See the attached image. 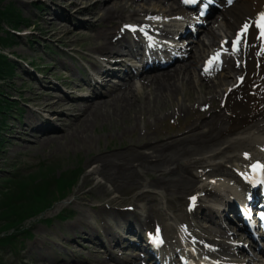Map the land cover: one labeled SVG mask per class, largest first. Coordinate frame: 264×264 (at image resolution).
Segmentation results:
<instances>
[{
    "label": "rangeland",
    "instance_id": "obj_1",
    "mask_svg": "<svg viewBox=\"0 0 264 264\" xmlns=\"http://www.w3.org/2000/svg\"><path fill=\"white\" fill-rule=\"evenodd\" d=\"M8 1L10 0H7L5 4L8 3ZM31 1L32 0H13L11 5L14 10L21 9L25 17L31 16L33 20H37L36 17L40 15L38 19L40 22L44 23L42 26L43 30L42 32L38 29L34 30L36 33L35 35L37 36V41H39L40 44L31 47L25 43L24 37L22 44L20 43L17 48H19L20 52L26 54L29 59L32 57H41L42 61L40 60V62L37 63V66L38 69H42L44 60L49 62L51 57L50 53L46 51L47 44H56L58 42H65V40L70 43H80L83 40V37L76 35L75 33H66L64 29L67 28L68 25L57 19H50V10H43L37 13V9L33 6ZM51 1L53 6L59 10L64 7L66 13L70 16L72 15L73 18L81 15L80 13L85 15L83 12H77V8L86 6L96 8L101 23L100 29L97 28L96 31H98L97 33L100 35L104 34L106 20L102 19L100 3H96V0ZM53 23H56L57 25L53 26ZM61 26H64V28H61ZM30 38H32V36H30ZM91 42L94 45L92 40ZM59 56L62 58L63 54L61 53ZM69 62L72 63L70 60ZM84 62L87 64V59H85ZM74 63L77 67H80V60L74 61ZM18 71L20 72V69ZM51 72L53 74L57 73L55 69H52L49 70L46 75H49ZM20 74L21 75L18 78H14L15 85L8 87L7 91L8 93L13 94V98L16 97L18 92H22V99H30L29 104L30 106H33L32 104H34L37 99H32V96L34 98L38 93V83L32 80L27 82L25 75L21 72ZM2 80V85L7 87L8 83L6 78H3ZM49 96L52 98L50 94ZM189 98L191 97L187 94L186 98L182 97L183 100H188ZM38 102L40 108L45 104L44 100L41 99ZM175 105H177V102L174 97L168 99L160 97L157 94L141 95L133 100L129 108L125 107L123 102L102 104L97 107L98 109H96L97 111L95 110L96 112L93 111L91 113V118L89 117L86 122L83 124L79 123L78 125H72V127L69 128V134L60 138H52L50 140L36 137V133L33 131H30L28 135L20 133V131L25 133V130L21 125L22 122L17 119L9 118L7 132L10 138L8 137V141H6L3 151L0 153V183L9 181L10 176L13 173H17L19 169L27 170L29 167L36 165L43 159L50 161H47L42 166L43 169L39 173L23 180L24 189L21 196L25 197V199L21 203H11L9 209L6 210V208H4L6 203L3 201V198L0 197V233L7 230L9 223L16 217L14 214L29 215L34 211L41 209L47 202H49L50 198L54 195V191H60L67 187L70 182L64 181L60 177L61 173L79 165L83 169L82 174L80 175L81 181L73 192V194L79 195V200H75V203L69 205V207L77 209L80 206V202L82 203V196H84V193L88 188L104 189L106 186V183L96 181L95 175L89 171L92 165L98 163V160L101 157L98 156V153L101 151H107L109 153L114 150L112 154L114 156L120 153L124 146L133 145L134 147L125 154V156L131 158L138 155V151L141 147L152 148V145L157 142L156 140H162L154 135L152 128L157 122L164 119V117L160 116L168 114L174 109ZM27 108L29 107L27 106ZM36 117V113L27 111L25 120L30 119V121L34 122ZM24 137L28 140H32V142H26V145L29 148H27L23 142ZM231 149L234 148L232 147ZM140 162L141 161L139 160L138 163ZM117 163L118 164L104 169V179L107 176L117 179V177L122 174L120 172L122 167L120 165L121 162L117 161ZM47 165L49 166L47 167ZM93 168L94 166H92L91 171ZM16 190V186L14 185V188L9 192L15 193ZM109 194L113 196L115 194V189ZM18 196L19 195H17L16 198ZM90 199H96V195L92 193ZM64 201L65 200L56 203L54 207L56 205L57 207L54 208V210L67 205ZM36 221L32 224L33 231L36 234L35 238L42 233L43 229L50 230L52 235H55V233L59 234L58 230L63 232L64 224L66 223L58 220L54 221L52 225L46 227V222ZM35 238L25 239V249L21 252V255L25 258L24 261L27 264H55L50 252L49 243H37V238ZM3 260L5 261V264H18L22 261L18 256L8 253V249L6 248L0 251V261ZM0 264L4 263L0 262Z\"/></svg>",
    "mask_w": 264,
    "mask_h": 264
},
{
    "label": "bare ground",
    "instance_id": "obj_2",
    "mask_svg": "<svg viewBox=\"0 0 264 264\" xmlns=\"http://www.w3.org/2000/svg\"><path fill=\"white\" fill-rule=\"evenodd\" d=\"M263 3H264V0H241L240 3H239V6L241 7V15H240L239 18H241L244 15L253 14L257 10L259 5H261ZM113 14L114 13H111L108 17H111ZM233 70H234V68H231V70L227 72L228 76H225L224 81L229 80V78L232 76ZM0 79H1V76H0ZM189 81H190L189 79L181 80V82H183V83L186 82L187 84H188ZM155 86H156L157 90H165L164 86H162L161 84H157ZM170 86L172 87L171 89H169V90H167V91L162 93V94H166L164 97H166L167 95H177L179 93L180 87L177 86V80H174L173 82H171ZM217 87H219V86H217ZM183 88L184 87H182V90H183ZM191 91H193V90H191ZM251 100H254V99H251ZM122 101L125 104V107L131 106V104H132L131 99H129L128 97H125V96H123ZM186 103L187 102L185 100L182 101V98L179 97L177 99V105L176 106L181 108L182 110H185L186 107H184V106H185ZM63 104L64 105H70L71 103L67 101V102H64ZM258 106L259 105H256L254 107H248L246 105V103H238V102H236L231 107L228 106V108H230L229 110H232V111L254 110V111H259V112L264 114V107L262 109L258 110V108H257ZM86 120H87V118H86ZM214 122H215V120L212 119L210 121H203L201 124L209 126V130H212V129L215 128L214 125H213ZM49 125H53V124L49 123ZM205 135L206 134L203 131L198 137L181 138L179 140H175V141L172 140V142H169L167 144V147H166L167 151H166V155H165V162H167L169 160H175L178 157L189 156L190 154H192V151L195 149V147L199 143H201L203 141V138L205 137ZM236 136L240 137L241 134L237 133ZM230 137L231 138L227 142L228 146H230L231 144H233L234 142L239 140V138H232V135H230ZM251 138H252V143H253L252 146H251V149L255 150V153H258V150L256 148V144L264 142V126L259 129L258 133L253 134ZM154 152H156V154H155L156 157H163L159 150H155ZM241 152L242 151L240 150V153ZM206 158L209 160L210 164L213 167L214 166V157L212 155H208ZM99 161L101 162V165H97V166L94 165V168L92 169V171L94 173H96V170L97 171L104 170V168L110 163V160H107L106 158H101ZM241 161H243L242 158H241V160H237V161H234V162L235 163H240ZM195 162H197V164H198V166L195 168V171L198 173V169L201 168L202 166H201V163L199 162V160H195ZM209 162L206 164V167L209 165ZM203 175L206 176L205 179H203ZM218 175L219 174H212V175L209 176L208 172L205 171L204 173H201L200 177L194 176V175H192V177H194L197 180L199 179V182L201 184H207V183L209 184L210 183L209 182V177H216Z\"/></svg>",
    "mask_w": 264,
    "mask_h": 264
},
{
    "label": "snow or ice",
    "instance_id": "obj_3",
    "mask_svg": "<svg viewBox=\"0 0 264 264\" xmlns=\"http://www.w3.org/2000/svg\"><path fill=\"white\" fill-rule=\"evenodd\" d=\"M185 2H189V3H194L195 0H185ZM151 19V18H150ZM255 28L258 29V35L256 36V39H259L261 41V51L262 54H264V12L260 13L256 22H255ZM250 31V25L249 24H244L241 31L237 33L236 38L231 41V52L233 54H236L240 51V45L242 43V41L244 42V44H247V35ZM228 42L225 41L221 47H224V44H227ZM222 52L218 51L213 57H211L207 62H206V66H205V73L209 72L210 67L214 64H219L221 63L220 57L222 56ZM237 66H239V62H237ZM241 81L243 80V77L239 78ZM246 158H248L247 154H245ZM252 170L254 172L256 171H260V172H264V165L262 164H254L252 166ZM196 197H192L191 200L194 203L195 202ZM155 239L157 240V242L159 241V229H157V234Z\"/></svg>",
    "mask_w": 264,
    "mask_h": 264
},
{
    "label": "trees",
    "instance_id": "obj_4",
    "mask_svg": "<svg viewBox=\"0 0 264 264\" xmlns=\"http://www.w3.org/2000/svg\"><path fill=\"white\" fill-rule=\"evenodd\" d=\"M0 58H2V56H0ZM1 76V75H0ZM14 204H18V202H15ZM17 215V214H16ZM21 215L20 214H18L17 216H16V219H19V217H20ZM16 224V223H15ZM14 224V225H15ZM10 226H13L12 224H11V222L9 223V225H8V227H10ZM7 227V228H8ZM14 236L15 235H10V236H8V237H10V238H8L7 240H5V241H10V240H12L13 238H14ZM0 243H3V242H0Z\"/></svg>",
    "mask_w": 264,
    "mask_h": 264
}]
</instances>
